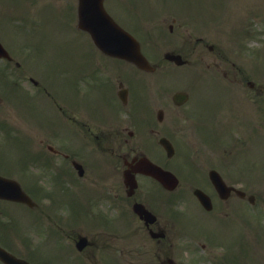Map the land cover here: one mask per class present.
I'll return each mask as SVG.
<instances>
[{"label": "rangeland", "instance_id": "374dc122", "mask_svg": "<svg viewBox=\"0 0 264 264\" xmlns=\"http://www.w3.org/2000/svg\"><path fill=\"white\" fill-rule=\"evenodd\" d=\"M9 1L0 0V16L3 13H9V15L17 14L20 18V23H31L30 26H33L30 29L26 26L14 25L10 22L11 20H0L2 23L0 29L11 40L12 37L9 34L16 32L15 41H20L26 45L21 46L27 48V50L17 49L19 52L16 56L17 60L27 64V56H30V63L40 67L42 65L49 66L50 59L54 57L50 68L47 69L48 73L54 77L57 74L55 58L64 48L65 40L74 42V46L69 45V49L76 62H79L80 52L83 49H87L89 52L93 49L90 42L86 44L87 39L85 36L79 35L80 37H74L59 20L63 15L70 14V7L72 8L76 5L77 0H32L31 2L26 0L29 4H33L30 10L34 14H42L41 21H39V17L30 19V21L23 20L21 16L22 7L28 9V3L25 0L22 2V6L15 1H13L14 3ZM129 1L130 6L132 5L139 9L136 12L138 16L141 13L145 14L139 17V19L136 18L135 27L142 37L148 38L146 41L149 48H156L160 54L167 49H174L183 53L189 59V63L185 66H177L174 63L167 62L155 73L138 74V72H134L131 76L135 80L133 85H137L139 88L142 87L143 90H150L153 103H166L169 101L168 103L170 104V97L176 89L192 91L190 93L193 99L188 102V105L186 104V107L183 109L182 107H177L176 109L173 107V110H171L170 106L165 117L167 124L171 126V131L177 135L175 136H179L193 145L192 149L187 152L197 151L195 153L197 158L202 154L199 152V147L196 146H201L202 143L195 138L193 131L191 132L193 121L190 117L186 118V113L190 108L200 106L196 102L204 100L207 103L212 102L218 106L215 108L216 110L222 104L228 107L220 110L222 114L229 113L228 116L223 115L224 121L230 119L232 115L237 116L236 119H240L242 127H245V130L241 129L242 133L240 135L234 137V139L230 138L228 141H225L227 138H225L223 130L216 128L213 134L214 139L216 136L224 137L221 141H218L217 146H213L211 150L208 149L206 151V154L202 158L203 165H201V168L203 169L207 165V161H212V163L221 167L230 179L241 175V179H235L236 182H241L242 186L260 196L264 211V0ZM124 4L125 2H121V5H119L115 0H108V6L111 7L110 10L112 11L113 8H116L118 13L123 12V10L126 11L122 7ZM149 6L152 8L150 9ZM124 17L127 20V17ZM9 22L13 28L10 27ZM39 22H41V25L34 28V26H38ZM210 44L214 45L213 49L209 47ZM154 55L155 52L152 54L154 60H158L161 57V55L159 57H154ZM100 60L104 63L109 61L101 58ZM110 62L108 64L113 69L124 66L115 64L113 61ZM24 63L23 66L26 70L28 68ZM122 73L126 74L127 69ZM31 75L38 77L37 79L43 78L42 80L45 82V73L36 74L31 70H28L24 74L22 80L13 79L8 74L0 73V88L7 90L11 86L8 83L17 80L20 83L15 82L16 84L13 88L18 93H21L19 97L16 93L12 95L4 93L5 91L2 92L4 100L0 103V116L13 120L19 117L23 118L22 121L17 122L25 127H31L33 120L29 116L22 114V112L32 116V110L24 106L20 108V104L25 105L28 103L26 105L32 107L33 102L29 100L32 97L35 98L34 103L38 104V107L42 109L40 113L48 116L50 111L49 105L47 106L37 95L25 98L27 90L29 92H33L34 90L28 82V77ZM53 77L50 78L55 80ZM73 79L69 77L67 82L68 88L72 86ZM248 80L255 81L256 86L261 90L257 96L255 95L257 93L249 88L247 84ZM227 84L236 89H232ZM158 92H161V95L155 96V93ZM45 98L47 102H50L46 96ZM41 103L47 109H44ZM232 104H236L242 110L235 111L230 107ZM50 116L55 117L54 110ZM250 119L254 121L251 124ZM255 123L261 129L255 130L248 126ZM51 133L41 132L38 139L42 138L43 135L48 138ZM149 134L143 128L134 135H127L129 142L131 141V145L128 144L124 148L126 149L130 145L136 146L137 150L138 148L146 149L145 146L153 139ZM231 135L233 137L234 133H231ZM124 138L125 136L117 135L114 140L117 139L119 142V140H123ZM23 139L25 140V137ZM253 139L258 140L251 141ZM238 140L243 141V143H238ZM226 142L228 143L226 144ZM26 143H29V141ZM151 146L154 147V143ZM223 147L228 149L223 151ZM152 151L158 153L155 147L152 148ZM235 162H237V167H234ZM54 164L57 166L56 162ZM40 171L37 168H32L28 172L35 174ZM52 171H55V168H52ZM42 181L47 183L46 185L51 186L48 179L44 178ZM25 186H27V183ZM2 205L11 213L12 208L10 205L5 206L4 203ZM249 209H253V207L247 205L245 211L247 212ZM249 212L257 227L253 212ZM33 213L34 211L27 210V208H18L19 220L21 219L23 223L24 215L29 218L32 217ZM14 215H17V212ZM261 219L264 220V214L261 216ZM32 225L35 226L34 223L28 224V229ZM248 231L254 234L253 231ZM132 239L135 246H138L139 240L136 237H132ZM250 240L255 242L258 240V236H253ZM141 250H143V247ZM257 254L258 256L262 254L261 264H264V249H259ZM248 262L254 264L252 260L248 259Z\"/></svg>", "mask_w": 264, "mask_h": 264}, {"label": "flooded vegetation", "instance_id": "af4514ba", "mask_svg": "<svg viewBox=\"0 0 264 264\" xmlns=\"http://www.w3.org/2000/svg\"><path fill=\"white\" fill-rule=\"evenodd\" d=\"M106 79L101 68L96 67L91 73ZM115 76L118 78L117 87L114 91L111 88L100 86L95 82L98 91L91 97L96 99L100 94L106 103L124 104L123 94L126 98V105H130V111L134 110V105L129 103L130 97L134 93V89L130 86L120 88L123 83L122 72L117 71ZM125 86V85H124ZM127 89V90H126ZM113 99V102L110 100ZM109 100V101H108ZM107 110V106L103 107ZM117 110H119L117 108ZM106 113L95 111L94 122L97 125L93 128L88 126L89 132L102 133V127L108 126L111 130V138L108 147L111 151L116 150L117 128L113 127L112 122H103L100 116H106ZM123 128V127H119ZM86 125L81 126L77 130H65L63 133V142L68 150H73L74 155L86 157V146L82 143L80 133L85 131ZM98 139L99 134H94ZM133 152L134 147H130ZM129 153L120 155L123 163L130 164V170L135 173V165L140 156L135 154L128 157ZM118 159L108 160H90V164L99 166V171L94 172V177L85 184H73V188L69 189L65 195L59 198V195L52 193L51 198L55 206L61 201L64 215L68 218L63 227V240L52 241V230L48 228L47 233L43 236V240L38 247V255L33 264H207L211 260L214 261L213 253L207 251L204 246L199 247V242L192 240V235L182 234L176 237L174 233V221L170 220L167 214V204L171 209L174 217L183 221L190 222L192 225H203L207 219L201 214V209L194 208L199 204L192 199H174L176 193H166V191L157 183H153L151 179L143 177V174L136 173L139 185L135 193L130 194L128 191L120 193L123 188L119 178ZM72 159L66 162L67 170L63 173V179L75 181L71 172ZM128 167V164H127ZM152 178V177H151ZM127 190H131L128 188ZM159 191V192H158ZM214 205H220V209L224 212H234L236 215L231 220L232 235L237 236L239 223L245 213L247 200L239 198L236 193H232L226 200H219L213 194ZM136 201L143 202L152 211L155 217L148 223L139 217V224L133 226V233L140 234L143 238L141 243L143 250L138 251L132 234L125 236L119 234L118 215L120 213L130 214L131 208ZM179 207L180 209H175ZM229 207V208H228ZM204 211V210H203ZM117 214H116V213ZM111 216V219H109ZM134 217V215L132 216ZM190 225V224H189ZM59 227H61L59 225ZM209 227V226H208ZM131 231V224H130ZM48 235V236H47ZM47 236V238H45ZM41 249V250H40Z\"/></svg>", "mask_w": 264, "mask_h": 264}, {"label": "water", "instance_id": "95a60500", "mask_svg": "<svg viewBox=\"0 0 264 264\" xmlns=\"http://www.w3.org/2000/svg\"><path fill=\"white\" fill-rule=\"evenodd\" d=\"M79 4L80 25L92 32L104 50L127 57L143 68H151L140 52L137 41L108 15L103 0H80ZM21 199L27 198L23 196Z\"/></svg>", "mask_w": 264, "mask_h": 264}]
</instances>
